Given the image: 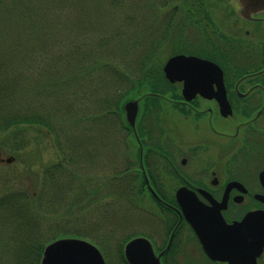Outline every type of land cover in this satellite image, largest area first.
Masks as SVG:
<instances>
[{
  "label": "flooded vegetation",
  "instance_id": "obj_1",
  "mask_svg": "<svg viewBox=\"0 0 264 264\" xmlns=\"http://www.w3.org/2000/svg\"><path fill=\"white\" fill-rule=\"evenodd\" d=\"M135 1L171 6L148 24L161 27L163 42L152 49L168 54L162 67L182 53L213 62L221 75L207 74L191 94L184 79L163 73L157 90L131 97L139 105L133 125L122 104L117 121L126 135L114 150L117 176L129 173L137 186L131 192L150 203L134 206L132 237H147L161 264H264V232L244 237L241 248L233 240H209V253L185 216V208L196 210L208 225L210 212L227 223L255 213L264 225V10L243 15L237 0ZM97 110L91 117L95 110L86 111L85 153L105 160L113 149L105 138L115 141L109 114ZM90 241L108 264L101 243L115 240ZM118 247V261L129 264L123 244ZM155 261L150 252L147 264Z\"/></svg>",
  "mask_w": 264,
  "mask_h": 264
},
{
  "label": "trees",
  "instance_id": "obj_2",
  "mask_svg": "<svg viewBox=\"0 0 264 264\" xmlns=\"http://www.w3.org/2000/svg\"><path fill=\"white\" fill-rule=\"evenodd\" d=\"M42 2L43 0H0V46L3 45L6 48L7 39V57L10 63L8 76L5 78L4 74H0V148L16 155L31 144L30 141L33 139L27 135L33 131L36 144L44 142L45 138L50 136L60 158L57 162L43 166V187L40 188V185L39 191L32 192L27 187L12 189L0 196V220L6 217L14 222L17 218L22 219L19 224L21 232L28 227L31 221L35 222V213L44 209L45 203L49 206L51 201L57 200L58 197L55 198V196L59 195V191L63 187L60 185L61 181L57 175L66 171L73 174L70 162L75 160L74 149L83 141L87 93L85 91L84 96L80 99L82 104L81 101L77 102L75 91L73 92L71 89L73 80L78 79V75H89L90 72L94 74L97 70L104 71L105 76L101 78V86L105 88L109 82H112L113 91L117 94L121 91L118 88L119 84L128 79L129 84L123 95L121 94L118 98L114 97L117 101L111 96H115V94H111L113 92H109L107 89L97 98L94 88L88 94L95 99V105H98V108L94 105L95 108L103 110L106 115L112 113L111 111H115L119 115L123 100L150 90H157L159 85L155 80L163 77L162 61L154 60L156 53L152 48L134 52L133 64H136L137 76L131 78L130 73L127 72V68L128 71L130 70L131 61H126L124 56L130 53V45L135 50V46H138L137 43L146 40L147 31L141 30L131 38L121 36L122 33L118 27L112 31L110 36L100 34L102 36L99 39L101 49L107 48L109 51L114 49L111 52H120L124 55L120 57L122 66H119L108 55L102 57L94 55L96 47H92V51H90L92 48H83L85 51L78 50L80 39H88L87 35L81 32V28L89 25L90 20L96 22L95 19L101 18V12L97 11L93 5L80 4L81 9L76 5L74 17L70 16L67 21H64L57 17L50 19L47 16L50 13L48 7ZM89 13L91 15L88 16ZM154 14H157V11ZM87 22L89 24H86ZM148 27L150 28V26ZM145 28L147 29V26ZM6 31L7 34H5ZM75 49L76 51H74ZM75 52L78 57L80 56L79 60L90 57L92 60L85 61L81 66L76 67L74 73L67 72L63 65L62 68L59 67L61 65L59 57L70 59V55L73 56ZM54 65L56 66L54 67ZM71 74H75V76L72 77ZM74 99L76 100L75 104ZM94 115L97 114L92 113L90 117ZM111 174L112 177H117L118 172L112 171ZM105 180L107 187L111 179ZM74 182L76 183V181ZM34 183L38 184L35 180ZM97 189L89 192L80 187L77 194H79L81 205L96 203V200L99 199L96 198ZM130 190L132 191L131 188ZM109 192L112 193V190ZM75 197L77 198L78 195ZM75 201L72 199V204ZM37 215L39 216V214ZM34 235L35 233H32V239ZM81 237L87 238L85 235ZM55 238L57 236L52 237L51 240ZM45 244L43 241L41 243L34 242V244L29 242L27 246L32 247L30 250L27 249L26 243L24 246L21 244L24 255L34 254V256L32 254L33 260L24 261H27V264H39ZM23 257L19 262L23 261Z\"/></svg>",
  "mask_w": 264,
  "mask_h": 264
},
{
  "label": "rangeland",
  "instance_id": "obj_3",
  "mask_svg": "<svg viewBox=\"0 0 264 264\" xmlns=\"http://www.w3.org/2000/svg\"><path fill=\"white\" fill-rule=\"evenodd\" d=\"M43 2L42 4H45L48 7L47 9L50 13H48L47 16L50 19L57 17L58 19L61 18L64 21H67L70 16L74 17L76 14V5L80 6L79 9L82 8L80 4L86 3L85 5H93L97 11L101 12V18L97 20L95 19L94 21L96 22H92L93 20H90V24L89 22L86 23L89 25L81 28V32L86 34L88 39H80L81 42L78 50L81 49V51H85L83 48L96 47L94 55L101 57L103 55H108L114 60V63L119 66H122L120 57L124 55L120 52H111V50L113 51L114 49L109 47L108 48L111 49L110 51L107 48L101 49L99 39H101L102 36L100 34L110 36L112 31L118 27L122 33V35L120 33L121 36L124 38H131L136 36L141 30H145V32L147 31L146 40H144V42L141 41L137 43L138 46H135V50H133L134 48L130 45V53H128L127 56H124L126 61H131V65L127 62L130 65V70L128 71L127 68V72L130 73L131 78H134L138 74L137 70H135L136 64H133L134 52H142L146 49L149 50L157 44L159 46L163 42V40L160 42L157 36L159 34L160 38H162L161 33L157 32L161 29V27H153L151 25L149 28L148 24H150L152 20H156L158 17L168 15L170 13L168 8L171 7L169 5L158 4H153L156 7H152L149 3L146 4L145 2L135 0L129 2H117L113 0H43ZM221 8L222 7L219 6V10ZM155 11H157V15L154 14ZM152 14H154V16ZM89 15L91 14L89 13L88 16ZM176 15L177 13L175 14V18ZM119 21L120 23H118ZM158 22L159 21H157V23ZM61 26L63 27V23ZM146 26L147 29L145 28ZM79 28L80 27H78V29ZM154 31L157 33H154ZM5 34H7V31ZM7 42L8 41L6 39V48L3 45L0 46V74H4L5 78L8 76V72H10V63L8 62L9 58L7 57ZM92 50L93 48L90 49V51ZM120 50L123 51L122 48H120ZM125 50L128 51L127 49ZM74 51H76V49ZM167 55L168 54H165L164 51L161 50L156 53L154 60L157 62V59H160L159 61H161ZM77 57V52H75L73 56L70 55V59L59 57L61 63L59 67L62 68L63 65L67 72L74 73L76 67L81 66L85 61L92 60V57L85 60H79L80 56L78 58ZM53 61L55 62L54 59ZM55 66L56 65H54V67ZM71 76L74 77L75 74H71ZM104 76V71L99 72L97 70L94 74L90 72L89 75H78L79 78H75L73 80L74 83L71 84V89L73 92L75 91L77 102L81 101L80 99L84 96V92L87 91L85 111H92L98 108V105H95V99L88 95L92 88L96 91V98L98 95H101L100 93L104 94L105 89L109 90V92H113L111 94H115L113 91L114 88H112V82H109L105 88L101 86V78ZM128 84V79L123 81V83H120L118 88H120L121 91L115 94V96H111H113V98H118L121 94L123 95ZM114 100L117 101L115 98ZM75 103L76 100L74 101V104ZM80 103L82 104V101ZM94 105L97 108H95ZM114 108L116 109L115 105ZM81 109L82 107L80 108V111ZM96 111L98 110H95L94 113ZM111 112L112 113H109V116L107 117V124H109L113 130V135L111 134V136H113L115 144L113 142L107 143L108 139L105 138L106 148H113L110 149L111 153L110 155H106L105 160H98L92 156L89 158L87 153H85L86 146L84 144L83 136V141L74 149L75 160L74 162H70L71 165L69 164L73 174L66 171L62 173L60 172L57 175L58 179L61 181L60 185L63 186L60 189L61 191H59V195L61 196L59 197L57 194L55 196V198L58 197L57 200H54L53 202L51 201L49 206L45 203L46 206L44 209L35 213L36 219L35 222L31 221L28 225L30 228L27 227L23 232H21V226L19 224L22 219L19 218H17L15 222L7 217L0 220V264H27V261L25 262L24 260H33V253L30 254L31 256H27V254H25V257L24 252L22 251L24 243H26L27 249L30 250L32 247L27 246V243L29 242L30 244H34V242L41 243L42 241L47 243L48 241H51L54 236L81 237L83 235L87 236V239L89 240H115L118 244H108V241H106L104 244L101 243V247L105 251L108 264H122L118 261L117 249H119L118 246L120 243L128 240V238L134 234L135 230L133 227L135 225L132 220L135 212L134 206L138 203L143 205H145L146 202L148 205H150V203L147 199L143 201V198L135 196L131 192L130 188L132 189V186H137L136 181L130 178L129 173H123L120 177H112V171L118 172L116 170V167L118 169V165L115 164L116 160L114 158L116 142L118 140L123 142L126 131L123 129L121 130L119 127V123L117 121L118 114L115 111ZM108 118L110 119L108 120ZM27 136L32 137L33 140L30 141L31 144L27 148L16 153L13 161L9 163L0 161V196L12 189H25L27 187L32 190V192L39 191L40 185V188L43 187V166L49 163L57 162L58 159L60 160L55 150L56 146L53 144L54 141L50 138V136L45 138L44 142H39L37 144L34 142L35 137L33 131L30 135L28 133ZM128 137L129 136H127V140L130 141V137ZM0 151L1 158H6L10 154H13L1 148ZM122 169H124L123 164ZM87 178L91 179L92 182H89ZM105 179H111L107 187ZM34 180L38 183L37 185L34 183ZM74 181H76V183ZM80 187L85 188L86 190L98 188L96 198L99 199L96 200V203L94 202L92 204L94 209L91 205H81V200L79 201V194H77ZM110 190H112V193L109 192ZM122 194L124 196L119 197V195ZM76 195H78L77 198L75 197ZM72 199H74V201L76 200L74 204H72ZM95 205L97 206L95 207ZM37 214H39V216ZM141 214L142 213L139 212V216H141ZM32 233H35L33 239L31 237ZM21 244L23 245L22 248ZM22 257L23 261L19 262Z\"/></svg>",
  "mask_w": 264,
  "mask_h": 264
},
{
  "label": "water",
  "instance_id": "obj_4",
  "mask_svg": "<svg viewBox=\"0 0 264 264\" xmlns=\"http://www.w3.org/2000/svg\"><path fill=\"white\" fill-rule=\"evenodd\" d=\"M240 13L243 15L257 13L264 10V0H237ZM165 75L170 79H184L185 93L193 94L194 87L200 85L208 76L221 75L220 68L213 62L195 55L175 54L164 64ZM189 97V96H187ZM127 122L134 124L138 112V98L128 99L123 105ZM13 157L4 159L9 162ZM180 195L178 199L180 200ZM185 216L195 229L197 235L208 250L209 240H233L236 247L243 246L244 237L263 235L264 225L255 213L247 214L240 221L227 223L219 213L210 212L208 225L203 223L198 211L185 208ZM256 218V219H255ZM259 232V234H258ZM152 252L155 262L160 263V257L154 255L153 247L146 237L131 238L124 246V256L129 264H147V256ZM39 264H106L100 249L92 242L79 237L65 236L47 243L42 251Z\"/></svg>",
  "mask_w": 264,
  "mask_h": 264
}]
</instances>
